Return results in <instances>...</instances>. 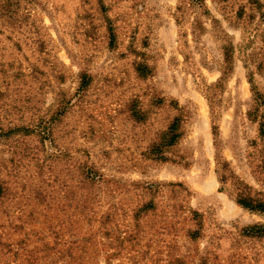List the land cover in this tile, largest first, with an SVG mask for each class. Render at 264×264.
Returning a JSON list of instances; mask_svg holds the SVG:
<instances>
[{"label":"rangeland","instance_id":"1","mask_svg":"<svg viewBox=\"0 0 264 264\" xmlns=\"http://www.w3.org/2000/svg\"><path fill=\"white\" fill-rule=\"evenodd\" d=\"M250 83L264 0H0V264H264Z\"/></svg>","mask_w":264,"mask_h":264},{"label":"trees","instance_id":"2","mask_svg":"<svg viewBox=\"0 0 264 264\" xmlns=\"http://www.w3.org/2000/svg\"><path fill=\"white\" fill-rule=\"evenodd\" d=\"M110 35V37L112 38L111 32ZM229 62L230 57L228 54H226L224 57V67L221 79L223 78L225 73L230 70ZM250 91L253 96L254 104L251 108L252 112L248 113V118L250 120H254L257 115V109L261 106H264V96L255 90V87L252 83H250ZM180 135L181 134L179 131V119H174L168 127L167 131L162 135L160 140L161 148L155 149V156H157L158 158H163L162 155H160L162 148H170L174 146L175 143L178 141ZM213 135L215 136V133H213ZM216 174L218 177V181L221 185H224L229 181L230 186L235 191L234 200L238 206L251 213L264 214V200L253 198L248 193V187L242 184L241 182L237 181L236 179H234V177L230 175V173L227 171L226 162L220 156H216ZM223 189H225L224 186L221 187V190ZM243 234L248 237H264V226H248L243 230Z\"/></svg>","mask_w":264,"mask_h":264}]
</instances>
